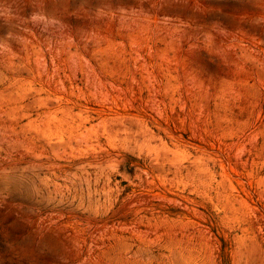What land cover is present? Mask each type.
Masks as SVG:
<instances>
[{"label":"rangeland","instance_id":"1","mask_svg":"<svg viewBox=\"0 0 264 264\" xmlns=\"http://www.w3.org/2000/svg\"><path fill=\"white\" fill-rule=\"evenodd\" d=\"M0 264H264V0H0Z\"/></svg>","mask_w":264,"mask_h":264}]
</instances>
